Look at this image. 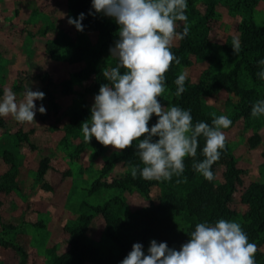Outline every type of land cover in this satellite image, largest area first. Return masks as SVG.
I'll list each match as a JSON object with an SVG mask.
<instances>
[{
    "label": "rangeland",
    "instance_id": "374dc122",
    "mask_svg": "<svg viewBox=\"0 0 264 264\" xmlns=\"http://www.w3.org/2000/svg\"><path fill=\"white\" fill-rule=\"evenodd\" d=\"M69 4L70 0H0V97L11 88L19 102L28 87L52 96L36 102L44 105L46 113L37 112L35 122L21 124L11 116L0 118V264H55L56 256L68 248L85 204L106 203L121 218L149 205L137 189L102 186L125 172L121 162H112L113 154L120 150L109 145L97 154L93 139L89 144L84 141L81 127L66 134L75 111L87 109L82 122L90 117L93 96L86 95V90L96 73L85 78L86 72L116 63L109 51L97 64L87 52L82 58L74 57L80 44L99 43L100 37L97 31L80 34L67 22L68 16L74 17ZM197 9L203 13L204 4L199 2ZM251 11L250 17L263 25L264 0H258ZM242 18L234 8L217 4L209 47L200 54L187 53V62L179 67L180 73L189 69L191 86L206 82L200 94L202 110L232 120L224 132L241 169L230 205L239 217L247 209L242 196L248 187L264 182V117L247 124L237 116L236 79H226V86L218 87L216 76L235 66L225 46L240 37ZM177 44L179 40L173 42ZM162 104L170 106L167 99ZM44 159L48 168L41 177ZM226 163L222 160L217 166L218 180H222ZM160 191L159 186L152 190L155 203ZM236 221L241 223V218ZM104 229V219L97 215L87 236L102 253L111 247ZM259 249L264 250V244Z\"/></svg>",
    "mask_w": 264,
    "mask_h": 264
},
{
    "label": "clouds",
    "instance_id": "9594fccd",
    "mask_svg": "<svg viewBox=\"0 0 264 264\" xmlns=\"http://www.w3.org/2000/svg\"><path fill=\"white\" fill-rule=\"evenodd\" d=\"M187 9L188 0H91L87 13L67 18L81 32L88 15L111 18L118 26L117 38L109 47L115 66L103 70L107 82L94 95L90 117L82 122L81 131L88 144L95 138L117 150L133 147L140 161L131 167L133 178L165 182L175 176L180 178L177 183L187 182L185 158L191 157L194 172L209 182L216 179L212 166L226 147L224 129L232 125L230 117L213 113L211 124L193 123L191 109L165 106L158 99L165 92V74L171 64H180L171 49L174 41L190 32ZM231 48L234 55L241 52L238 37ZM256 66L257 79L264 81V58ZM189 78L187 68L176 77L177 96L186 91ZM44 97L43 91L28 87L18 102L16 92L6 88L0 97V118L11 116L21 124L35 122L37 112L46 113L44 105L36 103ZM251 116L264 117V98L252 104ZM153 117L155 122L150 124ZM201 137L202 160L196 159ZM257 250L239 222L220 218L197 223L178 249L155 239L146 250L142 243H133L119 264H256Z\"/></svg>",
    "mask_w": 264,
    "mask_h": 264
},
{
    "label": "trees",
    "instance_id": "16d2710c",
    "mask_svg": "<svg viewBox=\"0 0 264 264\" xmlns=\"http://www.w3.org/2000/svg\"><path fill=\"white\" fill-rule=\"evenodd\" d=\"M258 0H188V23L190 32L179 44L172 46V51L180 58V64L173 62L166 72V89L162 97H158L161 102L169 100V105L180 106L184 109H191L193 123L206 121L211 124L213 116L202 110L200 94L205 89L206 82L200 81L197 86H191L189 80L186 81V91L177 96L176 77L180 74L179 67L187 62V53L200 54L209 47V32L211 20L216 15V5H228L242 13V21L239 25L240 41L242 50L238 55H234L232 44H227L225 49L232 57L235 66L227 73L216 76L217 86L225 87L226 79H236L235 88L239 96L237 105V116L242 117L248 124L250 121H257L258 118L251 116L252 104L260 98H264V81L256 77V61L264 58V24L258 25L250 16L254 4ZM201 2L205 6V11L201 13L197 9V4ZM91 0H70L69 8L74 17L79 13H87ZM84 30L76 31L84 34L88 31H97L99 43L85 42L80 44L74 53L75 58H82L87 52L93 63H99L109 47L117 38L118 26L108 17L99 14L96 16H86L82 21ZM91 73H96L93 83L86 90V95L93 96L98 92L101 84L107 81L103 77L102 69L94 67L85 74V78ZM240 83L238 86L236 84ZM45 96L52 99L48 91L43 90ZM86 108L75 111L69 124L66 127V134L71 135L76 128H80L83 118L87 115ZM155 117L150 121L155 122ZM3 123L0 119V126ZM93 146L96 147L97 154L104 152L107 146L101 145L93 138ZM135 143V142H134ZM204 146L203 137L200 138V148L196 159H203L200 149ZM112 162H121L126 168L123 175L108 185L120 190L137 189L139 193L149 201L145 208L137 210L133 215L126 218L115 217L109 210V205H88L85 204L78 216V223L72 229L73 236L68 241V248L60 255L56 256L55 264H119V262L131 250L133 243L140 242L144 248L150 240L158 242L166 241L169 247L179 248L189 239L190 233L197 223L215 222L220 218L235 220L241 218V226L247 233L250 242L257 245L255 254L256 264H264V250L259 249V245L264 244V182H257L248 187L242 196V202L247 209L241 217L230 205L237 185L240 183L241 169L237 167V159L233 154L232 147L226 140V147L222 150L221 158L213 164L212 169L216 174V179L212 182L205 180L192 169L193 158H185V172L187 182L177 183V178L173 176L171 181L160 182L156 180H144L137 176H131V167L140 164L139 158L134 154V148L128 147L113 154ZM222 160H227L222 180L217 179V166ZM143 165L141 164V167ZM109 166H107L108 168ZM48 168L47 159L41 161L39 176H43ZM47 186V185H46ZM100 186V185H99ZM155 186L160 188L159 201L154 202L152 190ZM97 215H101L105 222L104 232L106 238L110 239L111 247L106 253L87 240L91 225L94 224ZM23 264V263H21Z\"/></svg>",
    "mask_w": 264,
    "mask_h": 264
}]
</instances>
